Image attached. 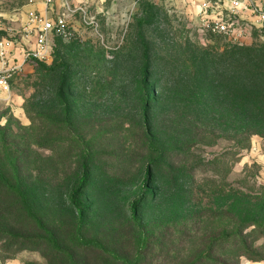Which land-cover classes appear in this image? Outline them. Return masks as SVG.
Returning a JSON list of instances; mask_svg holds the SVG:
<instances>
[{"label": "rangeland", "instance_id": "1", "mask_svg": "<svg viewBox=\"0 0 264 264\" xmlns=\"http://www.w3.org/2000/svg\"><path fill=\"white\" fill-rule=\"evenodd\" d=\"M202 1L68 0L72 34L42 61L26 25L43 1L0 0L19 67L0 98V264H264V74L231 91L224 60L264 42L210 34Z\"/></svg>", "mask_w": 264, "mask_h": 264}, {"label": "built area", "instance_id": "2", "mask_svg": "<svg viewBox=\"0 0 264 264\" xmlns=\"http://www.w3.org/2000/svg\"><path fill=\"white\" fill-rule=\"evenodd\" d=\"M46 17L29 12L27 36L35 37V48L29 56L44 61L50 54L53 35L68 37L72 34L67 21L68 0L55 10L54 0H42ZM50 13V14H49ZM200 19L207 32L225 36L233 44H242L254 38L264 42V0H203ZM13 43L0 37V98L11 94L10 79L18 66L8 65Z\"/></svg>", "mask_w": 264, "mask_h": 264}, {"label": "trees", "instance_id": "3", "mask_svg": "<svg viewBox=\"0 0 264 264\" xmlns=\"http://www.w3.org/2000/svg\"><path fill=\"white\" fill-rule=\"evenodd\" d=\"M144 21L143 20H139V26H142V23ZM138 35L139 38L141 40V43L143 45V49H144V65H143V74L144 77L143 79L146 80V77L149 75V69H150V57H149V47L146 43L145 40V36L142 32V29L140 28L138 31ZM213 35V34H212ZM250 41H247L245 43L242 44H233V45H238L239 47H243L244 45L249 44ZM225 62H226V67L229 70V82H228V89L229 90H236L237 86H238V81L241 82L242 81V76L237 75V73H239L238 71H240L241 69L244 68H250V67H257L258 69H260V71L263 70L264 74V53H251L248 50L245 49H237V50H231L230 52H228L225 55ZM197 58L195 57V55L192 54V58L189 59V61H194ZM202 59V58H201ZM213 61V60H212ZM241 80V81H240ZM184 86H189L190 83L192 82L191 79L189 78H185L184 79ZM251 85L253 87H256L257 84L255 83H251ZM234 94H236V91H233ZM250 99V98H249ZM234 100V99H233ZM242 100L244 101H248L244 98V95L242 96ZM149 177V174L147 173V178ZM204 257L202 256L200 258V260L198 261V263H203L204 262ZM218 264H221L222 262H217Z\"/></svg>", "mask_w": 264, "mask_h": 264}]
</instances>
